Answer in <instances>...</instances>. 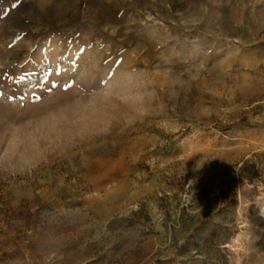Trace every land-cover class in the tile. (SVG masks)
Returning a JSON list of instances; mask_svg holds the SVG:
<instances>
[{
	"label": "rangeland",
	"instance_id": "rangeland-1",
	"mask_svg": "<svg viewBox=\"0 0 264 264\" xmlns=\"http://www.w3.org/2000/svg\"><path fill=\"white\" fill-rule=\"evenodd\" d=\"M261 213L264 0H0V264H264Z\"/></svg>",
	"mask_w": 264,
	"mask_h": 264
},
{
	"label": "clouds",
	"instance_id": "clouds-1",
	"mask_svg": "<svg viewBox=\"0 0 264 264\" xmlns=\"http://www.w3.org/2000/svg\"><path fill=\"white\" fill-rule=\"evenodd\" d=\"M75 99L79 100L82 104H86V103H88L90 98L89 97H82L81 98L79 95H77ZM261 214H264V213H261Z\"/></svg>",
	"mask_w": 264,
	"mask_h": 264
},
{
	"label": "bare ground",
	"instance_id": "bare-ground-1",
	"mask_svg": "<svg viewBox=\"0 0 264 264\" xmlns=\"http://www.w3.org/2000/svg\"><path fill=\"white\" fill-rule=\"evenodd\" d=\"M94 106H95V105H94ZM97 109H98V108H97ZM99 111H100V110H99ZM99 111H98V112H99ZM89 112H90V111H89ZM95 113H97V112H95Z\"/></svg>",
	"mask_w": 264,
	"mask_h": 264
}]
</instances>
